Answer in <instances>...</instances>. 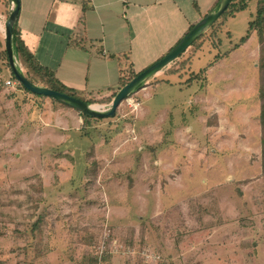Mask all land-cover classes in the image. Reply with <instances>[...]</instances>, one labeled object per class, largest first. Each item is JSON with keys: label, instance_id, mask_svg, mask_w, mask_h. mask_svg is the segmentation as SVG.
<instances>
[{"label": "rangeland", "instance_id": "374dc122", "mask_svg": "<svg viewBox=\"0 0 264 264\" xmlns=\"http://www.w3.org/2000/svg\"><path fill=\"white\" fill-rule=\"evenodd\" d=\"M254 10L220 17L217 48L204 37L131 94L136 108L123 100L85 129L76 110L4 84L0 264H87V236L102 264H264L256 41L230 50ZM9 76L0 59V84ZM201 84L218 100L193 98Z\"/></svg>", "mask_w": 264, "mask_h": 264}, {"label": "crops", "instance_id": "0c3cea01", "mask_svg": "<svg viewBox=\"0 0 264 264\" xmlns=\"http://www.w3.org/2000/svg\"><path fill=\"white\" fill-rule=\"evenodd\" d=\"M218 1L20 0L16 22L24 46L41 65L55 71L62 84L82 94L103 97L119 90L125 55L136 71L143 70L168 52ZM7 16L8 3L0 0L1 38ZM80 37L84 42H77ZM251 40L256 41L255 52L247 49L256 54L257 62L259 46L254 34ZM254 66L257 68V63ZM202 87L200 97L196 94L193 98L218 100L207 93V86ZM4 93L2 83L0 94Z\"/></svg>", "mask_w": 264, "mask_h": 264}, {"label": "trees", "instance_id": "16d2710c", "mask_svg": "<svg viewBox=\"0 0 264 264\" xmlns=\"http://www.w3.org/2000/svg\"><path fill=\"white\" fill-rule=\"evenodd\" d=\"M249 1L250 0H232L229 7L225 11V13L221 16V18L226 17V16H233L236 12L245 9L248 6ZM254 2H255V10H254L255 12L253 14L252 19L248 23V30L246 34L242 36L239 43L235 44L230 50L237 49L240 45L244 44L253 34L255 35L257 42H258V46H259V49H258L259 54H258V59H257V81H256V84H257L256 85V98L258 100L257 120L260 126L261 175L264 177V0H254ZM81 22H82V19H81ZM221 23H222V20H217L205 33H203L195 42H193L189 48H195V49L198 48L201 44L202 39L207 36L215 37L213 38V40H211V42L213 43L214 47L217 48L218 44L220 43V38L217 37V33L219 30V29L217 30V28L221 25ZM192 26L193 25H191L190 28ZM214 39L216 41H214ZM77 42L82 43L84 42V40L83 38L80 37V40H77ZM13 46H14L15 57L17 61L21 64L22 72L28 80H30L31 82L35 84H38V85H41L47 88H51L53 90L60 91V92L77 97L78 92L62 84L57 79L55 71L41 65L35 59L33 54L27 50V48L24 46L22 41L19 39L17 22H15L14 28H13ZM222 55L223 54L218 53L216 57L219 58ZM125 57L126 58L124 62L120 64V76L118 79V88L122 87L134 75L140 72L134 69L132 62L130 59L127 58V55H125ZM0 59L4 62V65L8 67L7 56H6L4 48L1 45H0ZM210 65L211 63H208L205 67L200 68L198 72L191 74L190 78H188L187 81L188 80L193 81L197 78H200L201 75L205 73V71L209 68ZM178 71H180L178 70V68H172L170 70V72H173V73H177ZM11 78L15 80L12 74H11ZM153 81L154 83L155 82L159 83V82L167 81V80L156 79V80H152V82ZM16 82H17L16 89H21L24 92H29L18 81ZM113 94L114 92L109 96H104L100 100L96 99L97 98L96 96H93V95L90 96L89 94L87 95L85 94L86 97L82 100H86L88 103H92L95 101L107 103L111 101ZM38 96H40L41 98H46V96L44 95H38ZM51 101L55 104H59L61 106L63 105L66 108H70L69 106L61 104L56 100L51 99ZM79 117L81 118V128L80 129H85V126L90 125L93 120L103 119L99 117L87 116V115L80 114V113H79ZM43 219H44V214L42 211V213L39 214L37 220L34 222V227L38 229V227H40L41 224L43 223ZM240 224H241V220H240ZM3 235H5V232H0V236H3ZM83 243L93 247V252L88 257L87 264H102V262L106 258V251H103L100 256L98 255V250L94 249L92 236H87ZM128 245L132 247L133 245L132 238Z\"/></svg>", "mask_w": 264, "mask_h": 264}, {"label": "water", "instance_id": "95a60500", "mask_svg": "<svg viewBox=\"0 0 264 264\" xmlns=\"http://www.w3.org/2000/svg\"><path fill=\"white\" fill-rule=\"evenodd\" d=\"M8 3V16L4 25V50L7 56V64L12 76L26 90L36 95H44L67 105L80 114L91 117H113L120 103L133 94L137 88H141L152 77L157 75L163 68L181 56L203 33H205L227 10L232 0H219L214 9L207 12L176 42V44L162 57L134 75L126 84L119 88L113 95L111 103L107 109L101 110L86 100L75 96L53 90L44 86H39L26 78L23 74L20 63L14 54L13 28L17 20L20 0H6Z\"/></svg>", "mask_w": 264, "mask_h": 264}, {"label": "built area", "instance_id": "2783aa9c", "mask_svg": "<svg viewBox=\"0 0 264 264\" xmlns=\"http://www.w3.org/2000/svg\"><path fill=\"white\" fill-rule=\"evenodd\" d=\"M4 84L6 86L11 87V88H16L17 82H16V80H14L10 77L9 79L5 80ZM125 100L130 107L136 108L139 105V100L137 98H134L133 95H130ZM101 253H102V251L100 252L99 256L101 255ZM142 257H144L146 260H150V259L154 260V259L159 258V256L151 254L147 250L142 251Z\"/></svg>", "mask_w": 264, "mask_h": 264}, {"label": "bare ground", "instance_id": "6f19581e", "mask_svg": "<svg viewBox=\"0 0 264 264\" xmlns=\"http://www.w3.org/2000/svg\"><path fill=\"white\" fill-rule=\"evenodd\" d=\"M96 107V106H95Z\"/></svg>", "mask_w": 264, "mask_h": 264}]
</instances>
